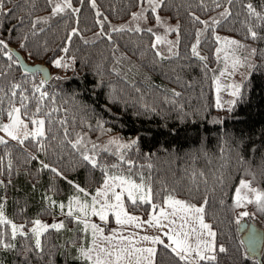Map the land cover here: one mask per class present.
<instances>
[{
	"label": "snow or ice",
	"instance_id": "snow-or-ice-1",
	"mask_svg": "<svg viewBox=\"0 0 264 264\" xmlns=\"http://www.w3.org/2000/svg\"><path fill=\"white\" fill-rule=\"evenodd\" d=\"M84 5L85 0H42V6L39 0L15 3L0 0V57L6 58L0 64V264H4L8 253H15L17 264H58L59 258H63V264H221V254H229L230 249L222 242V230H216L205 219L210 209L207 190H189L190 199H177L169 192L158 203L160 190L154 193L150 171L153 165L139 164L133 159L142 156L151 160L152 153L141 151L142 133L143 139L148 140L151 129H136V136L125 140L123 136L111 135L113 128L105 127L103 121L87 123L69 116L70 105L81 111L89 110L79 103L81 95L91 98L98 89L109 87L103 78L102 65L97 64L90 74L78 72L77 56L70 50L74 38L84 45L108 42L114 61L110 71L119 76L117 66L128 57L124 53L116 57L119 44L114 35L136 37L129 41L133 55L148 71H159L167 78L166 62L192 58L199 60L207 73L208 58L200 54L199 47L202 40L209 42L211 34L212 42L219 45L214 58L218 63L223 60L219 76L231 77L244 68L248 70L245 79L250 80L253 72L264 68V0H110L106 10H102L98 0H87L98 28L93 40L86 38L80 27ZM110 15L124 22L113 24ZM185 23L194 29V42L181 56V31ZM61 25L64 35L57 48L50 47L47 40L36 46L45 54L52 52L48 63L65 73L70 71L71 76L52 77L45 68L33 69L10 47L14 40L27 51L31 41ZM230 25L231 31L243 32L246 43L216 34L217 29ZM241 52L244 54L238 56ZM79 63L91 67L83 60ZM178 66L183 70L182 65ZM20 68L23 72L16 75L15 70ZM211 71L215 73L217 69ZM36 73L44 75L37 80ZM53 79L56 84L51 83ZM175 79L179 81V76ZM214 79L217 92L214 106L233 111L241 97L242 85L226 86L237 99L228 101L225 108L219 96L220 80ZM65 80L69 81L68 92L63 87ZM135 90L140 93L139 88ZM114 93L115 89H111L108 97L112 104L118 105L121 101ZM171 96L178 98L181 93L172 90ZM168 103L176 105V99ZM141 108L135 112L138 119L149 113L159 115L147 104ZM177 111L181 118H187L183 105H178ZM212 122L220 124L223 120ZM196 128L199 129L198 124ZM89 132L96 134V140ZM175 133L173 128L168 134ZM101 136H108L107 141L97 142ZM259 171L264 177V161ZM45 173L47 189L40 199L43 214L53 217L52 222L31 217L25 220L27 202L18 212L23 222L8 218L6 205L9 190L16 188L14 181L21 176L30 178L35 190ZM76 174L83 176L82 182H77ZM246 175L250 178L239 180L229 205L237 224L244 217L264 214V188L260 187L256 172L249 169ZM61 181L71 190L64 199L57 198ZM218 182L223 184V178L218 177ZM219 204L223 206L225 201L221 199ZM129 205L136 210L148 205L149 217L134 215ZM248 205H253L255 211H249ZM69 225L76 229L77 235L62 243L53 240L52 233L71 232ZM149 228L156 229L158 234H147Z\"/></svg>",
	"mask_w": 264,
	"mask_h": 264
},
{
	"label": "trees",
	"instance_id": "trees-1",
	"mask_svg": "<svg viewBox=\"0 0 264 264\" xmlns=\"http://www.w3.org/2000/svg\"><path fill=\"white\" fill-rule=\"evenodd\" d=\"M15 2L16 0H14ZM109 2L110 0H98L102 10L109 7ZM39 3L42 6V0H39ZM20 14L23 15V12ZM37 14L46 15L44 12ZM109 18L113 24L124 22L123 19L112 15ZM53 23L55 24V21ZM80 27L85 30L86 38L96 39L93 33L98 31V28L94 24V15L87 6V0H85L81 12ZM231 27L230 25L228 28H219L216 34L220 31L246 43L243 32H233L230 30ZM235 27L240 29L239 24H236ZM62 28L63 25L54 27L51 33L37 37L35 41L30 42L31 46L27 51L20 48L14 40L11 41L10 47L17 49L28 63L46 64L51 69L52 65L48 63V58L53 53L45 54L36 45L47 40L50 47L57 48L64 35ZM193 31L191 24H184L179 48L181 56L186 54L188 46L194 42ZM9 39L11 40V37ZM114 39L119 44L116 57L119 58L121 53L128 57V59L121 60L117 66L119 76L110 71L114 61L108 42L100 41L97 44L84 45L78 39H73L70 51L77 56V71L90 74L95 66L100 64L104 71L103 78L109 87L98 89L91 98L81 95L79 103L86 105L89 110L81 111L70 105L69 116H75L77 121L83 119L87 123L103 121L105 127L113 128L111 135L136 136V129H151V132L147 133L149 139H143L144 133H142L141 139V151L152 153L151 160L147 161L142 156H134L133 159H136L139 164L150 162L153 165L150 170L153 191L155 193L158 189L160 190V196L156 202L162 203L163 198L169 192L178 198L190 199L189 190L196 188H199L201 192L207 190L210 197V209L205 219L212 223L216 230H222V242H225L230 249L229 254H221V264H264V247L261 262L257 257H251L247 253L242 233L239 231V224L236 223L235 213L229 208L232 190L238 185L240 179L250 178L246 175L247 170L251 169L257 173L260 187L264 188V177L260 175L259 171L261 161H264V68L253 72L251 79L244 81L241 97L236 98L235 108L229 112L214 106V79L211 70L215 62L214 51L219 45L212 42L211 34L208 37L209 42L205 43L202 40L199 47V51L201 49L204 56L208 58L209 71L205 73L201 62L195 58L187 61L166 62L164 71L167 73V78L162 76L159 71H148L143 67V62L133 55L134 48L129 41L136 37L130 38L124 35L123 38H120L114 35ZM144 39L147 42L148 37ZM29 51L32 52L31 56L28 55ZM5 59L0 57V64L4 63ZM81 60L91 67L80 64ZM256 62L260 63L259 60ZM178 65H182L183 70ZM173 68L176 70L172 71ZM22 72L21 68L15 70L16 75H20ZM71 75L73 74L70 71L67 73L64 71L60 76ZM177 76H179V81L175 79ZM40 78V74H35V79L39 80ZM89 78L93 77L89 75ZM51 83L56 84L57 81L53 79ZM63 87L66 92L70 91L69 81L65 80ZM71 88L75 89L76 85L72 84ZM136 88L140 89V93L136 92ZM111 89H115L114 94L121 101L118 105L112 104L109 100L108 94ZM172 90L180 92L181 96L173 98ZM170 99H176V105L168 103ZM94 100L98 103L94 104ZM143 104L154 107L159 115L149 113L148 116L138 119L135 112L138 109L142 110ZM178 105H183V112L187 113V118H181V113L177 111ZM105 108L110 111H105ZM214 119H222L223 123H213ZM197 124L199 129L196 128ZM173 128L176 129V133L169 135L168 133ZM79 130L77 128V131ZM88 134L93 140H96V134L91 132ZM107 139L108 136H101L97 142ZM252 149H255V152H252ZM218 177L223 178V184L218 182ZM69 178H72V175ZM76 178L77 182L83 181L82 175L76 174ZM14 183L16 188L9 190L6 205L8 218L17 223L23 222L18 212L20 206L25 202L28 205L27 211L24 213L25 220L29 217L50 218L43 214L40 199L42 193L47 189V173L43 174V178L37 182L35 190L31 187L30 178L25 179L21 176ZM59 184L61 192L57 198L64 199L71 193V190L62 181ZM221 199L225 201L223 206L219 204ZM139 209H133L129 205L131 212L143 211L147 213L150 211L148 205H143ZM256 220L257 226L264 231V214L257 213ZM51 235L56 242H64L65 236L62 233H52ZM4 264H17L15 253L6 254ZM58 264H63V258H59Z\"/></svg>",
	"mask_w": 264,
	"mask_h": 264
},
{
	"label": "rangeland",
	"instance_id": "rangeland-1",
	"mask_svg": "<svg viewBox=\"0 0 264 264\" xmlns=\"http://www.w3.org/2000/svg\"><path fill=\"white\" fill-rule=\"evenodd\" d=\"M218 34L220 36H222V37H232V36H229V35H225V34L221 33L220 31L218 32ZM169 39H175V37L174 36H169ZM200 54L204 56V53L201 51V49H200ZM242 54H244V53L241 52V53H238L237 55L241 56ZM223 55H224V53H221V57H223ZM230 64H231V58L229 59V65ZM222 67H223V60L221 59V61L219 63L215 60L214 64L212 65V69H217V71L215 73L212 72V74H213V79H214V77H218L219 80H220L221 91L219 93V96L221 98V103H223L225 105V108H226V107H228V105H227L228 101L236 99L235 97H233V96H231L229 94L232 89L227 88L226 86L229 85V84H233V83L240 84V85L243 86V83L246 80L245 76L248 74V70L244 69V68H240L231 77L219 76V70H221ZM50 70H51V74H52L53 77H56L57 75H62L64 73L63 69H56V68L51 67ZM229 71H231V68H229ZM214 94H215L214 98H215V102H216L217 92H216L215 79H214ZM117 135L123 136L125 140L129 139L130 137H135V136H125V135H122V134H117ZM106 141L107 140H105V142ZM174 197L177 198V199H181V198H178L176 196H174ZM138 210H140V209H138ZM248 210L249 211H255L254 206L253 205H248ZM149 212L144 213L143 211H138V212H132V213L134 215H139V216L143 217L144 219H147L149 217ZM256 215L251 216V217H244L240 221L239 224H241L243 222H248V223H253V224L257 225L256 224V221H257L256 220ZM53 219H54L53 217H50V218L42 219V220H44V221H46L48 223H51ZM69 227L72 228L71 232H61L65 236L64 237V241L66 239H69L70 237H74L75 235H77L76 229L72 225H69ZM106 234H107V229H106ZM147 234H158V233H157L156 229L149 228V229H147Z\"/></svg>",
	"mask_w": 264,
	"mask_h": 264
},
{
	"label": "water",
	"instance_id": "water-1",
	"mask_svg": "<svg viewBox=\"0 0 264 264\" xmlns=\"http://www.w3.org/2000/svg\"><path fill=\"white\" fill-rule=\"evenodd\" d=\"M18 52L20 58L27 63V65L33 69L35 68H45L47 69L48 73L52 76L51 70L49 66L46 64H30L26 61L24 56L17 50L13 49ZM22 69V68H21ZM23 71V69H22ZM40 74L41 78L44 73H36ZM53 77V76H52ZM239 231L242 233V240L246 247L247 253L251 257H257L258 260L261 262L262 260V250L264 247V231L257 225L253 223L243 222L239 224ZM262 264V263H261Z\"/></svg>",
	"mask_w": 264,
	"mask_h": 264
}]
</instances>
